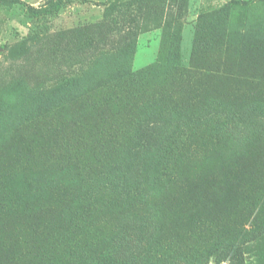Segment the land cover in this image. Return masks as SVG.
Masks as SVG:
<instances>
[{
    "label": "rangeland",
    "instance_id": "1",
    "mask_svg": "<svg viewBox=\"0 0 264 264\" xmlns=\"http://www.w3.org/2000/svg\"><path fill=\"white\" fill-rule=\"evenodd\" d=\"M18 1L0 264H264V0Z\"/></svg>",
    "mask_w": 264,
    "mask_h": 264
},
{
    "label": "trees",
    "instance_id": "2",
    "mask_svg": "<svg viewBox=\"0 0 264 264\" xmlns=\"http://www.w3.org/2000/svg\"><path fill=\"white\" fill-rule=\"evenodd\" d=\"M19 2L18 0H0V3H4V4H15ZM60 192V191H59ZM61 192L64 193L65 196L70 195L71 189H66V190H62ZM126 200L128 201H132L134 203H140L141 199L137 197V193L135 189H130L127 191L126 193ZM124 200V199H122ZM90 216V207L87 205L86 207H84V209L81 210L79 217L81 219H87ZM255 239V238H253ZM241 250V244H239L238 246H234V245H220L219 247H213L212 249H210L208 251V256H212L215 260V263L217 264H222V260H223V256L226 254L228 256V258H230V260H233L235 262H237L238 264H243L244 260H243V254L242 252H240ZM87 256L86 259L88 260V263L91 264L93 258L99 257L96 254V249L94 248V246H91L88 249ZM96 255V257H95ZM41 256V255H40ZM259 264V263H258Z\"/></svg>",
    "mask_w": 264,
    "mask_h": 264
}]
</instances>
